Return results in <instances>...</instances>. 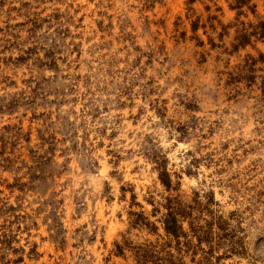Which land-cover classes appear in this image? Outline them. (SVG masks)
<instances>
[{"label":"rangeland","instance_id":"rangeland-1","mask_svg":"<svg viewBox=\"0 0 264 264\" xmlns=\"http://www.w3.org/2000/svg\"><path fill=\"white\" fill-rule=\"evenodd\" d=\"M237 1L0 0V264H264Z\"/></svg>","mask_w":264,"mask_h":264},{"label":"trees","instance_id":"trees-1","mask_svg":"<svg viewBox=\"0 0 264 264\" xmlns=\"http://www.w3.org/2000/svg\"><path fill=\"white\" fill-rule=\"evenodd\" d=\"M246 0H239L237 1L236 8H239L242 4H244ZM251 32H248L246 28H242L236 32V36L234 40L236 43L233 45V49L243 47L245 44L250 42V38L253 37L255 40H259L264 38V22L260 21L256 25H254ZM260 63L264 66V55L259 54L257 59H253L250 56H246L243 60V64L235 66V76L230 74V82H238L239 80H244L248 83V85L253 84L255 80V71L256 69L254 66ZM258 70V69H257ZM260 89L262 95H264V75L261 78L260 82ZM166 231L171 233L172 235L175 234V227L176 225L172 223V221H166ZM170 224V228L168 225Z\"/></svg>","mask_w":264,"mask_h":264}]
</instances>
